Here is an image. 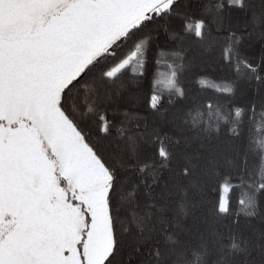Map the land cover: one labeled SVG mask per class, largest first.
<instances>
[{"label":"snow or ice","instance_id":"6c2138e0","mask_svg":"<svg viewBox=\"0 0 264 264\" xmlns=\"http://www.w3.org/2000/svg\"><path fill=\"white\" fill-rule=\"evenodd\" d=\"M0 264H264V0H0Z\"/></svg>","mask_w":264,"mask_h":264}]
</instances>
